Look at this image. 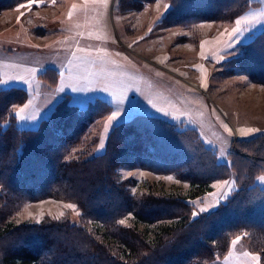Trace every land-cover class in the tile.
<instances>
[{"label":"trees","instance_id":"trees-1","mask_svg":"<svg viewBox=\"0 0 264 264\" xmlns=\"http://www.w3.org/2000/svg\"><path fill=\"white\" fill-rule=\"evenodd\" d=\"M25 1L0 0V13ZM150 1L154 0L121 3L136 8ZM167 1L169 8L156 25L160 30L201 20L233 21L261 4ZM247 47L253 48L251 54L259 48L262 58L256 60L258 64L241 56L239 66H249L253 79L264 81V75L251 72L256 64L264 70V30ZM39 77L55 86L59 72L48 68ZM27 98L23 87L0 89V264H209L224 256L240 235L264 264V185L257 183L264 174V134L237 141L238 147L253 154L245 172L239 168L240 157L234 158L239 189L217 208L192 218L194 208L188 199L157 193L149 183L148 191L133 192L136 181L122 178L120 170L174 174L190 183L188 198L207 193L214 180L229 176L230 169L216 162V153L196 138L195 130L179 131L163 119L138 114L112 127L103 152L70 158L92 123L113 106L97 99L81 107L71 103L67 94L38 127L21 128L12 106L24 104ZM46 199L76 204L80 223L48 218L38 224H14L13 218L27 203ZM129 215L130 224L119 223Z\"/></svg>","mask_w":264,"mask_h":264},{"label":"rangeland","instance_id":"rangeland-1","mask_svg":"<svg viewBox=\"0 0 264 264\" xmlns=\"http://www.w3.org/2000/svg\"><path fill=\"white\" fill-rule=\"evenodd\" d=\"M254 1L261 4L250 7L233 21L201 20L186 27L153 31V24L169 8L167 0L136 4V8L124 7L121 0H59V3L51 0L53 6L45 9L47 34L34 39L27 38L21 24L17 29L6 24L12 18L5 12L0 16V79L8 80L10 87H23L28 93L26 102L13 105L12 111L18 115L20 127L36 128L38 122L24 126L22 121L37 114V119L49 116V107H54L66 92L71 96V103L80 97L76 104L81 107L97 99L109 102L112 111L92 123L83 142L70 151V158L104 151L112 127L118 124L113 121L109 126L107 122L117 109L122 110L120 123L144 114L170 122L179 131L195 130L196 138L216 153V162L230 169L229 176L214 180L207 193L188 198L190 183L174 174L141 168L121 169L120 174L124 179L136 181L133 192L148 191V183L153 184L157 193L165 191L188 199L193 213H199L197 216L206 213L199 209L210 205L217 208L237 189L239 170L233 167L234 158L240 157L239 168L243 172L248 158L253 159V154L238 147L237 141L264 134V81L254 80L249 66L240 67L242 61L237 59L247 55L253 63H258L262 58L257 52L259 48H254L251 54L253 48L247 47L264 30V0ZM73 4L77 5L74 10ZM28 5L16 12L23 15L24 9L32 11ZM69 11H72L71 18ZM27 14L30 16L31 12ZM246 15H255L259 22L244 25L247 31L235 38L234 46L239 48V54L227 55L228 33L236 27L235 21ZM32 20L37 22L36 18ZM251 67L252 73L264 75L259 65ZM48 68L59 72L55 86L38 76ZM3 88L7 87L0 86ZM21 108H25V119H20ZM241 129L259 131L245 134ZM261 151L264 153V147ZM261 177L264 174L257 177V183L264 185ZM217 198L219 204H216ZM68 204L76 205L55 199L29 202L13 218L14 224H38L48 218H66L79 224L81 211L77 206L75 210L67 208ZM58 216L59 219L55 218ZM131 218V215L124 218V224H130ZM238 237L224 256L209 264H257L253 256H258V264H262L245 237ZM76 248L81 250L79 246Z\"/></svg>","mask_w":264,"mask_h":264},{"label":"crops","instance_id":"crops-1","mask_svg":"<svg viewBox=\"0 0 264 264\" xmlns=\"http://www.w3.org/2000/svg\"><path fill=\"white\" fill-rule=\"evenodd\" d=\"M51 0H43V2H40V3H30V2H23L21 3L20 5H18L17 7L13 8V9H9V10H4L3 12L0 13V16L3 15V13L7 12V16L9 18H12L8 23L6 24H11L13 25L14 29H17V27L19 26V24H21V26H23L25 28V34L27 36V38L31 37L32 39L34 38H37V37H40V36H43V35H46L47 34V31H46V24L44 22L47 21L48 19V13L46 12V8L48 7H52L53 5L50 3ZM58 3H59V0H57ZM26 3V4H25ZM27 3H29L30 5H28L30 8L29 10H32V11H28L24 9L23 12V15H19V12L17 13V9L18 11L21 12V9L26 7L27 6ZM22 5H24V7H21ZM28 11V12H27ZM31 12L30 16H28L27 13ZM22 18V20L20 21L19 19ZM32 18H36L37 19V22L33 21ZM161 21V20H160ZM159 21V22H160ZM158 22V23H159ZM158 23H154L153 26H152V30L153 31H159L160 29H157V27L155 26V24L157 25ZM39 29V31H37ZM167 29V28H166ZM55 69V68H54ZM57 70V69H56ZM43 73V72H42ZM41 74V73H40ZM39 76V75H38ZM40 78V77H39ZM43 80V79H42ZM59 82V81H58ZM8 88V87H7ZM66 95L69 94V92H66L65 93ZM65 95V96H66ZM64 96V97H65ZM63 97V98H64ZM71 97V96H70ZM62 98V99H63ZM61 99V100H62ZM60 101V100H59ZM59 101H56L54 103V107L55 105L59 102ZM52 105L49 107L51 108V112L53 110ZM42 108H40L41 110ZM13 112V111H12ZM50 112V113H51ZM41 113V112H39ZM14 114V113H13ZM15 115V114H14ZM50 115V114H49ZM17 118V125L20 127L19 125V120H18V115L16 114L15 115ZM38 117V114L34 117V118H27V120H23L22 123L24 124V126H31L29 123L31 124H34L35 122H38V125L40 123V121L42 119H44V117H39V119H37ZM46 118V117H45ZM4 127L7 126V124H3ZM21 128H29V127H21ZM216 207H214L215 209ZM213 210V209H212Z\"/></svg>","mask_w":264,"mask_h":264},{"label":"snow or ice","instance_id":"snow-or-ice-1","mask_svg":"<svg viewBox=\"0 0 264 264\" xmlns=\"http://www.w3.org/2000/svg\"><path fill=\"white\" fill-rule=\"evenodd\" d=\"M40 2H43V0H30V3H40ZM53 3H55V0H52ZM87 2V0H86ZM21 7H24V5H22ZM77 5L76 4H73L72 5V9H76ZM68 16L69 18H71L72 16V11H69L68 13ZM256 22H259L258 21V18L255 16V15H246L244 17H241L239 19H237L235 21V25L236 27H234L231 31V33H228V37H229V43H227L225 45L226 49H228L229 51L226 53L227 55H236V54H239V48L238 47H235V38L239 35H241L243 32L247 31V28L244 27V25H247V24H252V23H256ZM207 43V42H205ZM217 43H219V41H217ZM243 42H241V45H242ZM203 47V45H202ZM221 59H224V57L222 56ZM15 79H20V80H23V77H17ZM0 86H5V87H10L11 85H9L8 83V80H2L0 79ZM81 98L80 97H75L74 100H73V103L76 104L78 102H80ZM27 107V105H25V108ZM25 108H21L19 109V112L21 113L20 115V119H25L23 113L25 111ZM121 109H117V111L113 112L112 115L109 117L108 119V122L107 124L110 126L112 124L113 121H116L117 123H120V119H118L120 117V113H121ZM161 111H163L161 109ZM225 127H227L225 125ZM229 131H231L229 129ZM242 133H245V134H250V133H254V132H258L259 130L258 129H241L240 130ZM101 147H103V144H101ZM261 179H264V177H261ZM225 183V186L228 185V182H224ZM220 200L219 198H217L216 200V204H219ZM192 203H196L195 201H193ZM67 208H70V209H73L75 210L76 209V205H72V204H68L66 205ZM212 207H215V205H210L209 207H204V208H200L199 209V212H208L209 211V208H212ZM199 213L197 212H194L192 215L195 217L197 216ZM60 216H63V213H60ZM57 219H59V216L58 217H55ZM119 223L121 224H124L125 223V220H121L119 221ZM240 239V237H237V240H234L232 241L233 245H235L237 243V241ZM253 260H256L257 261V264L259 262V257L258 256H253L252 257Z\"/></svg>","mask_w":264,"mask_h":264}]
</instances>
